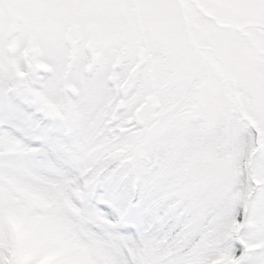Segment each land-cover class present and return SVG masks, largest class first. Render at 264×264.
<instances>
[{
	"label": "snow or ice",
	"instance_id": "obj_1",
	"mask_svg": "<svg viewBox=\"0 0 264 264\" xmlns=\"http://www.w3.org/2000/svg\"><path fill=\"white\" fill-rule=\"evenodd\" d=\"M0 264H264V0H0Z\"/></svg>",
	"mask_w": 264,
	"mask_h": 264
}]
</instances>
